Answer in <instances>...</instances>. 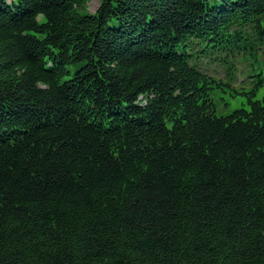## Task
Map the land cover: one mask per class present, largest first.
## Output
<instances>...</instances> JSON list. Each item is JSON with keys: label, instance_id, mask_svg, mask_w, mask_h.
Here are the masks:
<instances>
[{"label": "trees", "instance_id": "trees-1", "mask_svg": "<svg viewBox=\"0 0 264 264\" xmlns=\"http://www.w3.org/2000/svg\"><path fill=\"white\" fill-rule=\"evenodd\" d=\"M92 1L0 0V264H264V0Z\"/></svg>", "mask_w": 264, "mask_h": 264}, {"label": "rangeland", "instance_id": "rangeland-1", "mask_svg": "<svg viewBox=\"0 0 264 264\" xmlns=\"http://www.w3.org/2000/svg\"><path fill=\"white\" fill-rule=\"evenodd\" d=\"M100 5V0H93L89 4L88 11L93 13ZM264 52V51H263ZM227 59L229 62H223ZM236 69L234 74L229 71L227 79L230 85H224L215 90L214 101L216 104V113L220 116L232 113L240 107H250L248 98L252 96L254 99H264V85H257L258 74H264V53L253 55L232 54L221 56L218 58H203L200 60L201 68L218 77L226 78L228 66ZM235 76V77H234ZM256 89L255 95L251 91ZM248 92V93H246Z\"/></svg>", "mask_w": 264, "mask_h": 264}]
</instances>
